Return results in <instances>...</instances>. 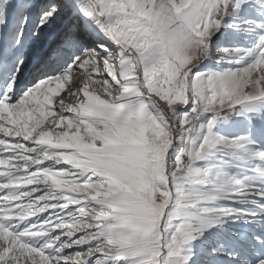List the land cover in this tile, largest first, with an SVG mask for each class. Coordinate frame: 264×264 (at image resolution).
Returning <instances> with one entry per match:
<instances>
[{"label": "snow or ice", "instance_id": "snow-or-ice-1", "mask_svg": "<svg viewBox=\"0 0 264 264\" xmlns=\"http://www.w3.org/2000/svg\"><path fill=\"white\" fill-rule=\"evenodd\" d=\"M0 264H264V0H0Z\"/></svg>", "mask_w": 264, "mask_h": 264}]
</instances>
